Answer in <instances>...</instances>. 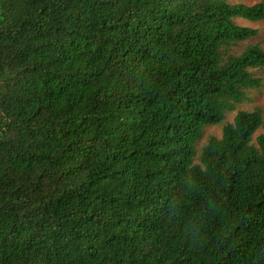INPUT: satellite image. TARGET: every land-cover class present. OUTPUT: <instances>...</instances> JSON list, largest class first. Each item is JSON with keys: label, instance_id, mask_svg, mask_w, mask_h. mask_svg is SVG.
<instances>
[{"label": "trees", "instance_id": "trees-1", "mask_svg": "<svg viewBox=\"0 0 264 264\" xmlns=\"http://www.w3.org/2000/svg\"><path fill=\"white\" fill-rule=\"evenodd\" d=\"M232 1L0 0V264H264V110L225 123L264 2Z\"/></svg>", "mask_w": 264, "mask_h": 264}, {"label": "rangeland", "instance_id": "rangeland-1", "mask_svg": "<svg viewBox=\"0 0 264 264\" xmlns=\"http://www.w3.org/2000/svg\"><path fill=\"white\" fill-rule=\"evenodd\" d=\"M264 0H239L232 1V3H241L247 6H253L259 2ZM236 23L243 27L254 28L259 30V36L249 42L247 44H257L264 49V23L263 22H250L244 20L242 18H237ZM258 76L263 80V86L260 89L253 90L249 93L248 99L236 105L235 109L231 112H228L225 117V123H232L234 117L238 111H251L255 107H259L264 110V69L258 73ZM260 132L258 131L255 134V137L258 136ZM222 135V125L210 126L207 127L203 133V137L201 139V144H203L208 136H215L220 138Z\"/></svg>", "mask_w": 264, "mask_h": 264}]
</instances>
